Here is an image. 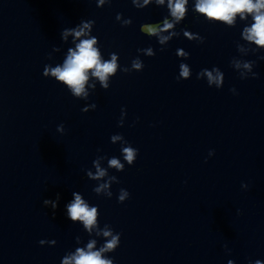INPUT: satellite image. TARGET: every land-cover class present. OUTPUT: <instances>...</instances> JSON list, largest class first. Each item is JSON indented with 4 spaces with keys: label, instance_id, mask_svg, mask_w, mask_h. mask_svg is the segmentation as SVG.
I'll use <instances>...</instances> for the list:
<instances>
[{
    "label": "water",
    "instance_id": "obj_1",
    "mask_svg": "<svg viewBox=\"0 0 264 264\" xmlns=\"http://www.w3.org/2000/svg\"><path fill=\"white\" fill-rule=\"evenodd\" d=\"M63 62L0 35V264H62L93 240L103 247L106 227L121 234L102 253L113 264H264V111L112 76L104 89L91 72L75 97L42 74ZM94 160L99 180L86 174ZM73 192L97 207L91 232L67 217Z\"/></svg>",
    "mask_w": 264,
    "mask_h": 264
},
{
    "label": "clouds",
    "instance_id": "obj_2",
    "mask_svg": "<svg viewBox=\"0 0 264 264\" xmlns=\"http://www.w3.org/2000/svg\"><path fill=\"white\" fill-rule=\"evenodd\" d=\"M104 0H100L102 5ZM137 3V0H133ZM150 0H144L145 4H148ZM157 4H163L164 0H156ZM188 0H169L168 8L171 12V17L174 18L173 21L168 19L163 20V27L161 28L159 23L153 24L151 27H145L143 32L148 35H158L162 31H166L172 28L174 24H179L185 17L186 8ZM137 6L143 7V5ZM196 12L203 14L210 20L223 21L231 25L234 21L236 14H241V18H244V14L248 13L252 15L254 23L250 28H246L244 31V38L248 41H253L259 46H264V0H196L195 9ZM119 19V16H117ZM94 23L92 20H81L79 25L73 29H64L63 37L66 39L69 34L74 35L76 38L82 36H88L91 25ZM125 23H130L126 21ZM176 33H173L175 35ZM187 35V33H185ZM170 37L159 36L160 43H164ZM97 44V37L91 36L87 39H82L76 45L75 49H68V55L64 60L62 65H57L56 67H51L50 65H45L43 69V76L54 77L57 82H62L66 85L71 93L75 97H87L88 93L85 91V84L89 80V72L101 83L104 89L109 87L108 78L110 75H114L118 69V55L113 52L110 53L109 60H102L101 53L95 45ZM139 51V50H138ZM149 55H152L151 50H148ZM182 55H186L183 54ZM239 67V64L236 65ZM245 68L249 67V64H244ZM132 68L137 71H142L144 64L137 59L132 60ZM122 71L127 72V69H122ZM203 71V75L207 76L208 84H216L217 88L223 82V76L218 70ZM190 76V71L187 65H180L179 76L176 77L177 81L181 80V77L187 79ZM200 78V74L197 75V79ZM94 87V85H93ZM232 91V89H231ZM96 107V105H93ZM125 109H121L123 114ZM83 112L86 109H82ZM123 121H121V125ZM58 131H64V126L60 125L57 129ZM122 139L121 136H112V141ZM124 160L127 161L128 165L131 166L135 163L138 156V149L134 148L130 143L127 146L121 148ZM109 166L117 170H124V165L121 164L120 160L112 158L109 160ZM96 168L95 175L91 171H87V176L92 179L99 180L106 176V171L99 166L98 161H93ZM110 180H115V177H111ZM119 183V181H117ZM245 185L242 184V187ZM109 187L108 183H102L99 187H96L94 191L100 193L101 191ZM107 195L110 197L111 192ZM74 197L69 203L65 205L67 210V217L73 221H81L85 229L91 232L93 227L97 223V207H89L87 203L81 198V194L78 192H73ZM130 194L126 189L121 188L119 191L118 202L123 203L129 198ZM57 201L59 196L57 195ZM44 205L52 203L53 210L56 209V203L48 199L43 201ZM120 233L113 234L112 231L108 230L107 227L103 230L104 237H110L107 242L97 251H93L95 246V241H91L87 244V249L77 248L74 254L67 255L63 258L62 264H113L112 259H106L102 257V253L105 251H114L120 245ZM79 238L77 237V240ZM39 243L43 244L44 241L41 240ZM252 264V262H250ZM254 264H262L260 260H256Z\"/></svg>",
    "mask_w": 264,
    "mask_h": 264
}]
</instances>
